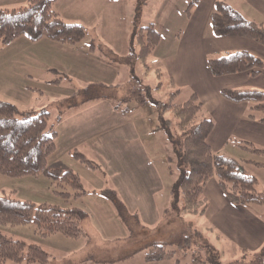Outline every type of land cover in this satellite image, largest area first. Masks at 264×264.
<instances>
[{
    "label": "rangeland",
    "instance_id": "rangeland-1",
    "mask_svg": "<svg viewBox=\"0 0 264 264\" xmlns=\"http://www.w3.org/2000/svg\"><path fill=\"white\" fill-rule=\"evenodd\" d=\"M12 1L2 6H18L25 0ZM188 2L121 0L113 8L114 5L105 0L104 4L90 9L83 6L82 1L53 0L52 9L64 21L84 27L85 35L79 42L71 45L54 41L66 49L51 56L45 54L41 43L24 35L0 48V99L23 109L20 115H36L45 110L50 113L49 121L55 124L59 121L58 145L48 156L47 164L55 167V159H66L65 144L69 139L94 165L88 167L72 154L68 158L74 171L76 168L82 171L83 177L79 176L86 196L85 193L75 195L68 184L52 181L43 174L0 175V195L11 191L18 199L64 208L76 206L86 211L87 215L81 221L85 234L76 237L60 233L34 236L32 224H0V231L6 235L43 245L41 247L52 256L48 264H162L160 262L175 261L213 264L215 256L226 264L239 257L240 249L225 234L218 236V231L213 228L204 235L205 227L210 224L203 215L166 214L164 211L169 206L170 188L178 177L179 168L166 131L156 127L160 106L169 101L170 93L176 88L180 94L173 98L174 103L186 100L191 91L186 85L171 86L165 72L157 75L155 68L160 67V56L164 53L149 56L147 72L137 59L132 65L112 62L111 52L122 56L128 54L135 30L149 22H153L161 34L159 50H173V33L185 26ZM35 55L37 59H33ZM12 59L17 62H11ZM139 82L148 87V94L143 91L144 96L147 94L146 100L122 99V95L136 89ZM100 93L110 96L101 100ZM88 95L90 99L85 98ZM256 112L264 116V111ZM164 116L172 119L170 129L175 131L177 127L171 112L166 110ZM239 140L232 135L212 144V148L237 161L256 177L257 190L264 191V153L241 147ZM138 144L144 148L143 154ZM108 188L115 189L127 207L139 211H132L137 213L140 223L134 222L131 231L125 229L113 205L102 195V189ZM66 190L70 192L68 197L58 193ZM248 205L255 206L254 210L264 217V204ZM144 210H152L153 214L145 215ZM184 225L200 230L210 244L202 246L198 240H192L187 248L181 249L168 243L180 234ZM153 242L171 250L172 256L146 260L148 246ZM198 250L200 263L193 261ZM18 264L27 263L22 260Z\"/></svg>",
    "mask_w": 264,
    "mask_h": 264
},
{
    "label": "trees",
    "instance_id": "trees-1",
    "mask_svg": "<svg viewBox=\"0 0 264 264\" xmlns=\"http://www.w3.org/2000/svg\"><path fill=\"white\" fill-rule=\"evenodd\" d=\"M52 1L25 0L18 6H0V48L19 35H24L30 40L47 38L68 44L79 42L85 35L84 27L79 23L64 21L52 9ZM198 1L189 0L185 8L187 16ZM208 29L213 36H242L264 44V23L245 18L225 0H214L208 16ZM132 37L133 42L128 46V54L116 56L114 60L132 65L137 59L147 72V58L158 45L161 34L154 24L149 22L137 27ZM206 65L213 76L242 71L256 75L264 69V61L245 49L209 55L206 57ZM155 71L157 75H161L158 68ZM169 84L174 86L170 77ZM144 90H148V87L139 82L138 87L124 93L122 99L137 98L144 102L149 93L146 91L144 96ZM177 92V89L172 91L169 101L161 104L156 125L166 131L179 168L178 177L170 188L169 206L164 208L165 213L203 214L207 207L203 188L211 178L216 179L226 198L233 204H264V191L257 190L256 177L234 159L212 149L208 136L213 128V121L204 114L197 95L191 93L186 100L174 103L173 98ZM219 93L227 100L250 101L253 103L252 108L264 111L263 90L223 87ZM106 96L110 95H98L100 98ZM85 98L90 99L91 96ZM166 110H169L175 119V131L170 129L172 119L164 116ZM49 120V111L42 110L36 115H20L14 103L0 99V175L20 177L43 174L52 181L68 184L75 195H81L86 191L76 171L71 168L50 167L47 164L48 156L56 147L57 135L55 123ZM261 120L264 121V118ZM242 145H247L246 147L253 151H263L251 143ZM71 154L84 165L94 167L82 152L75 149ZM58 193L64 197L70 195L67 190ZM102 195L113 205L118 219L127 231H131L134 222L140 223L137 213L128 209L115 189H102ZM86 215L84 209L76 206L64 208L46 202L18 199L11 191L0 195V224H32L33 232L40 236L55 233L67 237L84 235L81 221ZM187 228L192 227L184 225L180 234L168 243H174L181 249L187 248L192 240H198L202 246L210 244L200 230L192 228L193 230L188 232ZM171 253L172 251L165 250L161 243L153 242L148 246L145 259L170 258ZM51 257L40 245L27 243L0 231V264H8V261L18 264L22 260L27 264H48ZM193 261H202L199 250ZM212 263L222 264L216 256ZM226 264H264V242L253 251L240 248L239 257Z\"/></svg>",
    "mask_w": 264,
    "mask_h": 264
},
{
    "label": "crops",
    "instance_id": "crops-1",
    "mask_svg": "<svg viewBox=\"0 0 264 264\" xmlns=\"http://www.w3.org/2000/svg\"><path fill=\"white\" fill-rule=\"evenodd\" d=\"M11 1H7V3H5L0 0V6L8 4ZM78 1H82L83 6L90 9H95L97 6H100L105 2V0H71L73 3ZM119 1L121 0H107V3L114 5L113 8H115L119 5ZM225 1L238 10L245 18L264 23V0ZM213 2L214 0H199L197 4L192 7L189 16L185 13V26L180 27L173 33L174 37L172 45H175L173 50L163 52L162 49V51H160L159 41L158 45L150 55L155 53H158V55L160 53H164L160 56V67L156 68H158L161 73L165 72L173 80L175 86L178 85L182 87V85H186L188 91L195 93L201 101L204 114L210 117L213 121V128L208 136V142L211 147L212 144L219 143V140L234 135L235 138H240L239 145L241 147L255 153H264V121L261 120L264 116L256 112L260 110L252 108L253 103L250 101L235 102L227 100L219 93V90L223 87H248L264 91V69L256 75H251L248 71H242L213 76L210 74L206 65L207 56L236 49L248 50L259 56L264 61V44H260L248 37H218L211 35L208 29V16L212 9ZM42 39H38L37 42L44 46V52L48 56L55 55L59 51L66 49L65 46H62V44H58L53 40ZM116 56L122 55L112 51L111 57L113 60L112 62L114 63L117 62L114 60ZM149 56L147 58V63ZM37 57L38 56L35 55L33 59H37ZM17 60L14 61V59H12L11 62H17ZM13 66L15 67L16 65L13 63ZM176 89L178 92L175 98L178 94H180L179 89ZM17 109L19 112L20 110H23L20 108ZM58 123L59 121L55 124L57 132L55 149L58 145ZM70 142L71 141L68 139L65 144L66 154L64 155H66V159H55V167L71 168L68 158L71 157V152L77 147ZM244 142L251 143L252 146L260 148L263 151H253L246 147L247 145H242L246 144ZM138 146L140 147V152L143 154L144 148L141 144H138ZM251 161L262 165L260 162ZM75 170L82 178V171L80 172L77 168ZM203 195L207 200V207L201 215H203L206 221L210 224L205 227L206 231H203L204 235L214 228L218 231V236L219 234H225L227 236L226 238H228L239 249L245 248L253 251L259 248V246L264 242V217L261 213L254 210L255 206L231 203L218 186L215 178L208 180L203 188ZM134 200L136 201V199ZM105 206L110 209L107 204H105ZM128 209L139 213L137 209H132L129 205ZM148 213L153 214V211L148 210L145 212L144 210L145 215ZM33 235L36 236L37 234L34 233ZM37 244L43 246L40 243ZM67 249L69 250L70 248ZM134 252L135 250L133 253ZM160 263L181 264L180 261H175L174 263Z\"/></svg>",
    "mask_w": 264,
    "mask_h": 264
}]
</instances>
